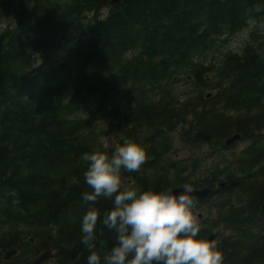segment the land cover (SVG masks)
Returning <instances> with one entry per match:
<instances>
[{
	"label": "trees",
	"instance_id": "1",
	"mask_svg": "<svg viewBox=\"0 0 264 264\" xmlns=\"http://www.w3.org/2000/svg\"><path fill=\"white\" fill-rule=\"evenodd\" d=\"M4 18L0 264L46 250L86 264L82 155L124 140L146 159L122 186L210 189L194 199L200 237L217 236L223 264H264V0H0ZM245 27L238 52L224 47ZM95 207L103 216L111 201ZM95 232L102 256L115 236L99 218Z\"/></svg>",
	"mask_w": 264,
	"mask_h": 264
},
{
	"label": "clouds",
	"instance_id": "2",
	"mask_svg": "<svg viewBox=\"0 0 264 264\" xmlns=\"http://www.w3.org/2000/svg\"><path fill=\"white\" fill-rule=\"evenodd\" d=\"M145 159L143 146L133 140L110 152L82 155L84 183L90 189L81 193L89 205L80 219V242L89 253L86 264H223L217 241L199 235L190 185L176 192L122 186V171H138ZM100 198L111 201L103 216L95 207ZM98 218L115 236L102 256L95 250Z\"/></svg>",
	"mask_w": 264,
	"mask_h": 264
},
{
	"label": "rangeland",
	"instance_id": "3",
	"mask_svg": "<svg viewBox=\"0 0 264 264\" xmlns=\"http://www.w3.org/2000/svg\"><path fill=\"white\" fill-rule=\"evenodd\" d=\"M9 23H10L9 19H3V20L0 21V33H1L2 29H3L5 26L9 25ZM247 32H248V30L245 29V30H243L241 33H239V34H237L236 36L232 37V38L229 40V42H228V45H227L228 49H230V50H232V51H235V52H238V51L240 50V48L242 47L244 40H245L246 37H247ZM70 34H71L72 36H76V34H77V27H74V28L70 31ZM39 63H40V61L38 62V59L35 58V59L33 60V62H32V65H34V66L36 65V66H37V64L39 65ZM36 66H35V67H36ZM35 67H34V68H35ZM242 147H243V144H242V143H238V144L232 149V151H238V150L241 149ZM182 154H183V150H179V148H178V149L176 150V156H181ZM225 155L228 156V155H229V152H227V153L225 152ZM211 158H212V157L210 156V154H206L205 157H204V160H203V165H204V166H207V165L210 163V159H211ZM199 213L202 214V216L204 217V215H205V211H204V209H198V208L194 207V209H193V214L195 215V217H196L198 223H199V222L201 221V219H202V218H198Z\"/></svg>",
	"mask_w": 264,
	"mask_h": 264
},
{
	"label": "water",
	"instance_id": "4",
	"mask_svg": "<svg viewBox=\"0 0 264 264\" xmlns=\"http://www.w3.org/2000/svg\"><path fill=\"white\" fill-rule=\"evenodd\" d=\"M120 1H123V0H111L110 2L111 3H118ZM239 138L238 135L230 138L228 141H226V145H230L233 141L237 140ZM221 186V185H220ZM181 188H176V189H172L171 191L173 192H176V191H179L181 190ZM192 189V194H193V197L194 198H198V199H203L205 197H207L210 193V189H201V190H196V189ZM261 209H262V212L264 214V204L261 206ZM213 235H211L208 239H213ZM14 254H16V250L12 249V250H9L5 253L4 255V259L5 260H8L11 258V256H13ZM54 256V254H52L50 251H46L44 253H42L41 255H39L33 262L32 264H42L45 260H48V259H51L52 257Z\"/></svg>",
	"mask_w": 264,
	"mask_h": 264
},
{
	"label": "bare ground",
	"instance_id": "5",
	"mask_svg": "<svg viewBox=\"0 0 264 264\" xmlns=\"http://www.w3.org/2000/svg\"><path fill=\"white\" fill-rule=\"evenodd\" d=\"M110 4H113V3H110ZM4 19H5V18H4ZM0 21H1V20H0ZM7 26H8V25H7ZM7 26H5V27H7ZM78 26H79V25H78ZM5 27H4V28H5ZM4 28H3V29H4ZM73 28H74V27H73ZM78 28H79V27H78ZM245 28H246V27H245ZM249 28H250V27H249ZM3 29H2V30H3ZM70 35H71V34H70ZM74 37H75V36H74ZM75 39H76V38H75ZM239 54H240V53H239ZM188 77H189V76H188ZM181 83H182V82H181ZM184 83H185V82H184ZM188 84H189V83H187V86H188ZM176 85H177V84H176ZM177 86H178V85H177ZM184 86H185V85H184ZM184 86H183V87H184ZM189 86H190V85H189ZM181 88H182V87H181ZM181 88H180V89H181ZM183 90L185 91V89H183ZM190 90H191V89H190ZM209 96H210V95H209ZM206 97H207V96H206ZM260 134H261V133H260ZM230 137H231V136H230ZM257 137H258V136H257ZM227 139H228V138H227ZM257 139H259V138H257ZM261 140H262V139H261ZM253 143H254V142H253ZM257 143H258V141L256 142V144H257ZM259 143H260V140H259ZM262 145H263V144H262ZM252 147H253V146H252ZM203 201H204V200H203ZM251 212H252V211H251ZM253 213L255 214V212H253ZM202 225H203V223H202ZM200 226H201V225H200ZM204 227H206V226H204ZM201 228H202V227H201ZM216 239H218L217 236H216ZM30 241H31V239H30ZM16 250H17V249H16ZM52 254H53V253H52ZM35 257H36V256H35ZM54 258H55V257H54ZM12 259H13V258H12ZM2 260H3V259H2ZM32 260H33V259H32ZM54 260H55V259H54ZM3 261H4V260H3ZM4 262H5V261H4ZM6 262H7V261H6ZM8 262H9V261H8ZM10 263H11V261H10ZM16 263H17V262H16ZM30 263H31V262H30ZM5 264H6V263H5Z\"/></svg>",
	"mask_w": 264,
	"mask_h": 264
}]
</instances>
